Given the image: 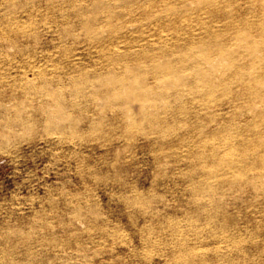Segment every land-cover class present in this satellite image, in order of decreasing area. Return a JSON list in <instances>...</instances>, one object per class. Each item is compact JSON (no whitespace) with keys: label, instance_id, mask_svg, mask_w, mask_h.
I'll use <instances>...</instances> for the list:
<instances>
[{"label":"rangeland","instance_id":"obj_1","mask_svg":"<svg viewBox=\"0 0 264 264\" xmlns=\"http://www.w3.org/2000/svg\"><path fill=\"white\" fill-rule=\"evenodd\" d=\"M151 1L153 2L147 3ZM166 1L169 0H106V2L104 0H95V2L92 0H0V27L8 29L11 26L16 31L13 33V46H0V55L4 54L0 56V79L4 78L0 83L7 84L6 87L12 85L14 88V90L12 87L7 88L5 120L14 123L15 134L12 133L9 137H4L8 140L0 138V249L4 245L1 250L10 249L9 254L12 253L6 264H10V262L13 264L12 258H17V256L22 257L21 264L26 263V260H28L26 264L29 262L32 264H264V175L262 173L264 167V116H256L258 113H264V104L253 103L251 110L249 109L250 105L246 103L250 100L248 94H245L248 99L243 95V98L236 97L237 92H243L244 86L236 80L235 65L227 57L225 58L228 60L224 61V57H221L217 52V47H214L218 44H215L216 42L223 40L222 43L219 42V45L223 44L222 46L227 49L234 48L236 45L234 43H237L243 56L238 61L248 64L250 60H248L247 52H256L254 56L256 55L255 57L260 59V56L264 55V48L261 47L264 46V30L255 22L262 19L264 21V15L261 13L264 12V0H217V5L220 8L217 5L215 8L211 7L204 1L201 5L200 0H170L168 3ZM191 2L194 3L191 4ZM96 3H100L99 6ZM145 4L149 8L151 7L150 10ZM161 4L166 6H161ZM177 5L179 6L178 10L176 9ZM182 5L183 7H181ZM105 6L108 8L107 10ZM144 6L146 7L144 8ZM95 7H100L104 13L99 10L100 8L94 10L97 11L96 13L92 11ZM153 7H157L156 10ZM169 8L176 15L180 14L179 17L177 16L180 20L174 17V12L171 14ZM86 14H89L88 18ZM94 14L95 16H90ZM239 16L241 17L239 18ZM170 19L172 20L171 24ZM247 21L252 23H250L251 27ZM88 24H92L90 28L94 25L93 31L88 28ZM98 24L100 29L96 31L95 29L99 28ZM234 27H238L236 28L238 32L233 29ZM255 27L258 28L257 31ZM3 28H0V31ZM30 30L34 33L31 34ZM233 30L237 36H241L244 32L241 37H238L241 39L235 37L234 33L233 36L231 35ZM239 30L243 32L240 33ZM246 32L248 33L246 34L247 38H245ZM212 34L216 35L210 36ZM202 37H207L208 40ZM194 39H198L197 42L195 41L198 43L197 45L202 40L205 41L204 43L209 46L205 44V46L201 44L200 46L202 50L206 48L208 50L203 51L204 53L201 52L199 46L193 45L196 44L193 42ZM252 39H256L260 44L256 46V49H250V51L247 49V44ZM244 40H247L246 43H243ZM14 42L16 43L13 44ZM228 42L231 43V46ZM172 44L173 46H170ZM191 45L194 46V50ZM209 48L213 49L211 53ZM146 51L147 53H145ZM198 51L201 52L200 54H211L215 59L217 58L219 63L215 62V66L220 70L226 72L227 69H232H229L232 74L227 70L228 77H224V75L227 76L226 74L221 76L227 82L231 80L230 83L228 82L231 86L227 84L232 89L229 88L226 95L219 90L216 91L215 103L208 106L202 103L204 101L200 100L201 97L198 94L193 95L196 93L195 91L190 92L191 86L181 83L183 82L181 79L184 77L181 69L192 60L201 59ZM13 53L17 54L13 55ZM142 53L148 55L145 56ZM171 54L177 55L179 58ZM19 57L23 59L20 61ZM11 59L13 60L11 61ZM144 60L147 62L150 60V63ZM168 62L171 64V70L164 68ZM226 62H228L227 66ZM154 63H162L161 71L152 69ZM30 64L37 70L33 74L31 68L28 69ZM178 65L180 68L176 67ZM51 66L52 68H50ZM206 68L211 69V66ZM27 70L28 76L23 73ZM148 70L150 71L148 72ZM40 71L42 73L52 72L56 76V86L54 87L56 100L52 108L45 107L36 99L38 96L33 92L34 89L27 92L24 88L26 84H31L34 88L40 86L39 78L36 75L37 72L41 73ZM4 75L8 77L5 78ZM177 75L182 76L177 77ZM232 75L233 77H230ZM118 76L119 78H116ZM160 76L164 77L166 83ZM109 79L111 80L109 81ZM123 80L125 81L123 82ZM134 80H139L140 83L134 85L135 83L131 82ZM104 81L106 85L103 84ZM232 82L233 84H231ZM107 83L111 86L108 87ZM129 86L132 91L128 89ZM135 87L137 90L133 89ZM261 89L264 91V85L261 86ZM133 90L137 91V94L133 93ZM140 92L145 97L149 96L147 99L150 100V106H146L150 118L147 119L141 118L140 95L142 96V94ZM167 93H170L169 96ZM181 93L187 96L181 97ZM18 94L21 96L18 97ZM29 95H33V97ZM179 96L182 100L179 99ZM94 97L96 98L94 99ZM27 102L28 104H25ZM180 102L185 107H183L184 109ZM241 103L240 107L242 108H239ZM26 105L28 108H25ZM244 107L247 108V113ZM153 114H157L161 120L163 119L161 123H158L159 125L157 122L152 125ZM243 114L245 115L243 116ZM49 118L52 121L49 122ZM253 118L255 124L251 123L254 121ZM23 119L25 120L23 121ZM256 120H258L257 123ZM130 121H135L137 126L127 128ZM17 122L20 124L22 122V124L19 125ZM24 122L26 124H23ZM41 123L43 126L40 125ZM162 123L166 126L160 129L159 127H163ZM139 125L141 126L139 127ZM222 126H227L226 129L230 132L228 135L230 134L232 137L231 141L229 140L231 143L223 145L221 136L218 138L219 135L214 139L209 137L212 141L204 142L213 130L222 129ZM60 127L64 129H60ZM244 128L250 129V132L247 130L249 134L242 132V130L246 132ZM226 132L225 135H227ZM240 133L243 134L240 135ZM242 140L247 142L243 143ZM2 141L4 144L1 143ZM233 142L237 147L234 156L237 154L240 157L242 154L246 158L248 157L247 160L250 162L248 169L247 167H238L239 179H234L230 175L231 172L226 173L225 168L214 164L215 157L211 156L213 145L221 146L220 150L225 151L224 148ZM220 150L219 152H221ZM205 163L206 165H204ZM213 165L217 167L214 168ZM205 168L207 169L205 170ZM215 169L216 171H212ZM241 169L245 171L241 172ZM214 172L217 173L214 174ZM240 180L241 182H239ZM260 217L261 219H259ZM8 232L11 233V241L3 244L1 237L3 233ZM0 253V257L3 256L2 252Z\"/></svg>","mask_w":264,"mask_h":264},{"label":"bare ground","instance_id":"obj_2","mask_svg":"<svg viewBox=\"0 0 264 264\" xmlns=\"http://www.w3.org/2000/svg\"><path fill=\"white\" fill-rule=\"evenodd\" d=\"M92 1H94L95 2V0H92ZM105 2H106V0H104ZM162 1V0H161ZM170 1V0H169ZM168 1V2H169ZM182 1V0H181ZM188 1V0H187ZM201 1V2H200ZM199 1V3H201V5H202V2L204 1V3H209L210 5H211V7H213L214 6V8L216 7V5H217V0H200ZM246 1V0H245ZM10 2V1H9ZM48 2V1H47ZM153 1H151V2H147V3H152ZM167 2V1H166ZM167 2V3H168ZM195 2H197V1H195ZM257 2V1H256ZM261 2V1H260ZM183 3H184V1H183ZM192 3H194V2H191V4ZM224 3V2H223ZM246 3V2H245ZM45 4V3H44ZM63 4V3H62ZM97 4V3H96ZM100 4V3H99ZM99 4H97L98 6H99ZM105 4V3H104ZM103 4V5H104ZM176 4H177V2H176ZM179 4V3H178ZM182 4V3H181ZM197 4H198V2H197ZM261 4V3H260ZM4 5V4H3ZM29 5V4H28ZM37 5V4H36ZM36 5H34V6H36ZM43 5V4H42ZM46 5V4H45ZM66 5V4H65ZM65 5H63V6H65ZM96 5V6H97ZM145 5H147V4H145ZM151 5H153L154 6V4H151ZM163 4H161V6H162ZM184 5H185V3H184ZM194 5V4H193ZM198 5H200V4H198ZM200 5V6H201ZM246 5V4H245ZM22 6V5H21ZM25 6V5H24ZM60 6H61V4H60ZM83 6V5H82ZM88 6H90V5H88ZM132 6V5H131ZM163 6H166V5H163ZM186 6V5H185ZM218 6V5H217ZM237 6V5H236ZM3 7V6H2ZM38 7V6H37ZM56 7V6H55ZM62 7V6H61ZM66 8H67V6H65ZM106 7V6H105ZM104 7V8H105ZM133 7V6H132ZM146 6H144V8H145ZM177 7L179 8V6L177 5L176 6V9H177ZM181 7H183V5L181 6ZM181 7H180V9H181ZM191 7V6H190ZM208 7V6H207ZM252 7V6H251ZM258 7V6H257ZM20 8V7H19ZM42 8V7H41ZM49 8V7H48ZM98 9L100 8V7H97ZM96 7H95V9H93L92 11H94V10H96L97 9ZM103 8V7H102ZM116 8V7H115ZM147 8H149L148 7V5H147ZM151 8V7H150ZM150 8H149V10H150ZM155 10H156V8L155 7H153ZM159 8V7H158ZM164 8V7H163ZM202 8V7H201ZM200 8V9H201ZM210 8V7H209ZM218 8H220L219 6H218ZM5 9V8H4ZM21 9V8H20ZM30 9V8H29ZM108 8L106 7V10H107ZM161 9V8H160ZM165 9V8H164ZM170 9V8H169ZM186 9V8H185ZM188 9V8H187ZM192 9V8H191ZM195 9V8H194ZM206 9V8H205ZM208 9V8H207ZM243 9V8H242ZM257 9V8H256ZM57 10V9H56ZM100 11H101V8L99 9ZM147 10V9H146ZM148 10V11H149ZM172 10H174L173 8H172ZM178 10V9H177ZM177 10H175V11H177ZM209 10V9H208ZM212 10V9H211ZM8 11H10V10H8ZM13 11V10H12ZM46 11H47V9H46ZM60 11V10H59ZM99 11V12H100ZM170 11H171V9H170ZM183 12H185V10H182ZM233 11V10H232ZM32 12H33V10H32ZM95 13L97 12V11H94ZM102 12V11H101ZM174 12V11H173ZM172 11H171V14L173 13ZM181 12V11H180ZM182 12V13H183ZM230 12V11H229ZM10 13V12H9ZM44 13V12H43ZM86 13V12H85ZM91 13V12H90ZM102 13H104V12H102ZM108 13H109V11H108ZM146 13V12H145ZM150 13V12H149ZM149 13H148V15H149ZM152 13V12H151ZM175 13V12H174ZM173 13V14H174ZM178 13V12H177ZM192 13V12H191ZM202 13V12H201ZM206 13V12H205ZM212 13V12H211ZM259 13V12H258ZM263 15H264V12H261ZM11 14V13H10ZM9 14V15H10ZM17 14V13H16ZM30 14V13H29ZM54 14V13H53ZM84 14V13H83ZM147 14V13H146ZM153 14V13H152ZM169 14V13H168ZM184 14H187V13H184ZM206 14H208V13H206ZM223 14V13H222ZM226 14H227V12H226ZM262 14H261V16H262ZM9 15H7V16H9ZM46 15V14H45ZM81 15V14H80ZM89 15V14H88ZM87 14H86V17L88 18L89 16H88ZM147 15V16H148ZM159 15V14H158ZM180 15V14H179ZM179 15L177 14L176 15V13L174 14V17L176 18L177 16L179 17ZM200 15V14H199ZM209 15V14H208ZM230 15V14H229ZM258 16H260L259 14H257ZM11 16V15H10ZM22 16V15H21ZM75 16V15H74ZM91 17L92 16H95V14L94 15H90ZM157 16V15H156ZM173 16V15H172ZM244 16V15H243ZM256 16V15H255ZM2 17V16H1ZM15 17V16H14ZM31 17V16H30ZM36 17V16H35ZM38 17V16H37ZM61 17V16H60ZM103 17V16H102ZM116 17V16H115ZM137 17V16H136ZM161 17V16H160ZM177 17V20L179 19ZM181 18L183 17V16H180ZM202 17V16H201ZM216 17V16H215ZM241 16H239V18H240ZM257 17V16H256ZM264 17V16H263ZM3 18H5L4 16H3ZM18 18V17H17ZM69 18V17H68ZM87 18L85 19V20H87ZM95 18V17H94ZM93 18V19H94ZM106 18H107V16H106ZM157 18V17H156ZM167 18H169V16H167ZM173 18V17H172ZM171 18V19H172ZM187 18V17H186ZM208 18V17H207ZM221 18V17H220ZM225 18V17H224ZM11 19V18H10ZM13 19V18H12ZM107 19H109V18H107ZM106 19V20H107ZM142 19V18H141ZM170 19V20H171ZM192 19V18H191ZM226 19H228V18H226ZM237 19V18H236ZM258 19H259V17H258ZM4 20V19H3ZM17 21H18V19H16ZM32 20V19H31ZM70 20V19H69ZM110 20V19H109ZM109 20H107V22H109ZM176 20V19H175ZM180 20V19H179ZM188 20V19H187ZM206 20V19H205ZM230 20V19H229ZM254 20V19H253ZM253 20H252V22H253ZM263 20V19H262ZM262 20H258V21H256L255 22V24H257L261 29H263L264 30V21H262ZM27 21V20H26ZM62 21V20H61ZM96 21H97V19H96ZM104 21V20H103ZM115 21V20H114ZM169 21V20H168ZM214 21V20H213ZM217 21V20H216ZM6 22H7V20H6ZM22 22V21H21ZM20 22V23H21ZM47 22V21H46ZM63 22V21H62ZM87 23L89 22L88 20L86 21ZM85 22V23H86ZM160 22V21H159ZM170 22V24H171V22H172V20L171 21H169ZM205 22V21H204ZM2 23V22H1ZM40 23V22H39ZM209 23V22H208ZM244 23L246 24V22L244 21ZM247 23H248V25L250 26L252 23L251 22H249V21H247ZM251 23V24H250ZM254 23V22H253ZM3 24V23H2ZM13 24H16V23H13ZM18 24V23H17ZM33 24V23H32ZM93 24V23H92ZM91 24V25H92ZM101 24V23H100ZM103 24V23H102ZM113 24V23H112ZM137 24V23H136ZM160 24V23H159ZM158 24V25H159ZM214 24V23H213ZM232 24H233V20H232ZM236 24H237V22H236ZM6 25V24H5ZM5 25H3V26H5ZM56 25V24H55ZM89 25V27L88 28H90L91 27V25L90 24H88ZM87 25V26H88ZM144 25H145V23H144ZM164 25V24H163ZM166 25V24H165ZM205 25V24H204ZM226 25V24H225ZM224 25V26H225ZM228 25V24H227ZM230 25V24H229ZM247 25V24H246ZM9 26V25H8ZM15 26V25H14ZM29 26H30V24H29ZM45 26V25H44ZM63 26V25H62ZM139 26H140V24H139ZM143 26V25H142ZM147 26V25H146ZM153 26V25H152ZM167 26H168V24H167ZM188 26V25H187ZM186 26V27H187ZM199 26V25H198ZM241 27L242 26H244V25H240ZM28 27V26H27ZM26 27V28H27ZM97 27V26H96ZM95 27V28H96ZM98 27H99V24H98ZM174 27V26H173ZM190 27V26H189ZM214 27V26H213ZM251 27V26H250ZM0 28H3L2 26L0 27ZM22 28H24V27H22ZM31 28V27H30ZM33 28H34V26H33ZM37 27L35 26V29H36ZM70 28V27H69ZM68 28V29H69ZM74 28V27H73ZM92 28H94V25H93V27ZM92 28H90L91 30H92ZM191 28H193V27H191ZM202 28V27H201ZM206 28H208V27H206ZM218 28V27H217ZM222 28V27H221ZM232 28V27H231ZM230 28V29H231ZM236 28H238V27H234L233 29H235L236 30ZM244 28V27H243ZM256 28V27H255ZM254 28V29H255ZM100 29V27L98 28V29H95L96 31L97 30H99ZM169 29V28H168ZM253 29V30H254ZM257 29L258 28H256V31H257ZM18 30H20V29H18ZM32 30V29H31ZM29 31V32H31V34H32V32L33 31ZM34 30V29H33ZM37 30V29H36ZM154 30V29H153ZM204 30V29H203ZM207 30V29H206ZM227 30V29H226ZM226 30H225V32H226ZM229 30V29H228ZM235 30H233V32H232V36L235 34V37H241L243 34H244V32L242 33L240 30V33H242L241 34V36H237L236 34L237 33H234V31ZM249 30H252V29H250L249 28ZM263 30H261V32L263 33ZM78 31V30H77ZM93 31V30H92ZM111 31H113V30H111ZM168 31V30H167ZM211 31V30H210ZM222 31V30H221ZM237 31V30H236ZM245 31V30H244ZM255 31V30H254ZM260 31V30H259ZM14 32H16L15 31V29H14V27H11L10 26V28H8V29H4L3 28V30H1L0 31V46H11L12 45V39H13V33ZM25 32V31H24ZM56 32V31H55ZM58 32V31H57ZM79 32V31H78ZM95 32V31H94ZM127 32V31H126ZM200 32V31H199ZM224 32V33H225ZM238 32V31H237ZM252 32V31H251ZM28 33V32H27ZM34 33V32H33ZM44 33V32H43ZM42 33V34H43ZM52 33H54V32H52ZM75 33V32H74ZM77 33V32H76ZM112 33V32H111ZM132 33H134V32H132ZM166 33V32H165ZM175 33V32H174ZM191 33V32H190ZM205 33V32H204ZM210 33V32H209ZM223 33V34H224ZM234 33V34H233ZM18 34V33H17ZM93 34V33H92ZM140 34H142V33H140ZM218 34V33H217ZM246 34H248L247 32L245 33V35ZM257 34V33H256ZM261 34V33H260ZM16 35V34H15ZM23 35V34H22ZM25 35V34H24ZM26 35H28V34H26ZM88 35V34H87ZM110 35V34H109ZM143 35V34H142ZM153 35V34H152ZM193 35V34H192ZM198 35V34H197ZM209 35V34H208ZM214 35H216V34H212V35H210V36H214ZM262 35V34H261ZM56 36V35H55ZM177 36V35H176ZM195 36V35H194ZM218 36V35H217ZM225 36V35H224ZM227 36V35H226ZM256 36V35H255ZM257 36H259L258 34H257ZM263 36H264V34H263ZM17 37V36H16ZM32 37V36H31ZM108 37V36H107ZM218 37H221L220 35L218 36ZM217 37V38H218ZM223 37V36H222ZM230 37V36H229ZM234 37V38H235ZM248 37V35H246L245 36V38H247ZM22 38V37H21ZM24 38V37H23ZM33 38H35V37H33ZM59 38H60V36H59ZM106 38V37H105ZM140 38H142V37H140ZM176 38V37H175ZM179 38V37H178ZM202 38H204V37H202ZM210 38H214V37H210ZM226 38V37H225ZM228 38V37H227ZM233 38V39H234ZM236 38V39H237ZM250 38H251V36H250ZM253 38V37H252ZM14 39H16L15 37H14ZM30 39H32V38H30ZM119 39V38H118ZM136 39V38H135ZM196 39V38H195ZM194 39V41L193 42H197V40H195ZM204 39H207V37L206 38H204ZM216 39V38H215ZM222 40H223V38H221ZM220 39V40H221ZM229 39V38H228ZM238 39H241V38H238ZM244 39V38H243ZM242 39V40H243ZM254 39V38H253ZM251 40V41H249L248 42V44H247V49L248 50H250V49H253L254 50V48L256 49V46H259V44H260V42H258L256 39V41L255 40ZM46 40V39H45ZM49 40V39H48ZM88 40V39H87ZM107 40V39H106ZM109 40H111V39H109ZM129 40V39H128ZM132 40V39H131ZM171 40V39H170ZM190 40V39H189ZM200 40H202V39H200ZM208 40V39H207ZM209 40H211V39H209ZM218 40V39H217ZM225 40H227V39H225ZM259 40V39H258ZM15 41V40H14ZM23 41H26V40H23ZM36 40L34 39V42H35ZM55 41V40H54ZM97 41V40H96ZM99 41V40H98ZM112 41V40H111ZM117 41V40H116ZM137 41V40H136ZM191 41V42H192ZM224 41V40H223ZM222 41V42H223ZM240 41V40H239ZM247 41V40H246ZM246 41L244 40V42L243 43H246ZM264 41V40H263ZM17 42V41H16ZM16 42H14L13 44H15ZM20 42V41H19ZM47 42V41H46ZM66 42V41H65ZM94 42V41H93ZM113 42V41H112ZM123 42V41H122ZM130 42V41H129ZM150 42V41H149ZM190 42V41H189ZM195 42V43H196ZM205 41H201L200 43H199V45H197L198 43H196V44H193V45H197V46H199L200 47V49L202 48L201 46H200V44L203 46L205 43H204ZM219 42H221V41H219ZM219 42H216L215 44H217V45H214V43H213V45H214V47L216 46L217 48V52L221 55V57H224V61H225V57H227L229 60H231L232 61V63H234V65H235V68H234V75H235V77H236V80L238 81V82H240L244 87V90H242L243 92H241V91H239V92H237L236 93V97H242V95L243 96H245V94H248V96H249V101H247L246 103L248 104V105H250L249 107V109H251L252 108V104L253 103H262V104H264V91L261 89V86L262 85H264V55L263 56H260L261 58L259 59L258 57H255L254 56V53H256V52H252L253 53V55H252V53L251 52H247L246 54H247V56H248V60H250V62L248 63V64H246L244 61H238L239 60V58L242 56V54H241V50L238 48V46H239V44L237 45V43H234V44H236V45H234L235 47L234 48H232V49H227L226 47H223L222 45H219ZM221 42V43H222ZM231 42V41H230ZM240 42H242V41H240ZM96 43H98V42H96ZM187 43V42H186ZM207 43V42H206ZM229 43V42H228ZM227 43V44H228ZM232 43V42H231ZM231 43H229V45L231 46ZM20 44V43H19ZM42 44V43H41ZM60 44V43H59ZM80 44V43H79ZM112 44V43H111ZM145 44V43H144ZM188 44V43H187ZM186 44V45H187ZM208 44V43H207ZM212 44V43H211ZM210 44V46H212ZM17 45V44H16ZM22 45V44H21ZM21 45H19V46H21ZM63 45V44H62ZM67 45V44H66ZM96 46H97V44H95ZM155 45V44H154ZM163 45V44H162ZM189 45V44H188ZM187 45V46H188ZM206 45V44H205ZM204 45V46H205ZM226 45V44H225ZM13 46V45H12ZM70 46V45H69ZM84 46V45H83ZM95 46V47H96ZM136 46V45H135ZM141 46V45H140ZM170 46H173V44L172 45H170ZM192 46V45H191ZM190 46V47H191ZM206 46H209V45H206ZM241 46V45H240ZM261 46V45H260ZM22 47V46H21ZM28 47V46H27ZM67 47V46H66ZM124 47V46H123ZM122 47V48H123ZM137 47V46H136ZM161 47V46H160ZM184 47V46H183ZM186 47V46H185ZM193 47V50H194V46H192ZM261 47H263L264 48V46L262 45ZM260 47V48H261ZM11 48V47H10ZM18 48V47H17ZM58 48V47H57ZM71 48V47H70ZM76 48V47H75ZM81 48V47H80ZM88 48V47H87ZM115 48H116V46H115ZM158 48V47H157ZM163 48V47H162ZM189 48V47H188ZM187 48V49H188ZM205 48V47H204ZM203 48V49H204ZM243 49H244V47H242ZM3 49V48H2ZM37 49V48H36ZM68 49V48H67ZM111 49V48H110ZM144 49V48H143ZM159 49V48H158ZM189 49H191V48H189ZM195 49H197V48H195ZM199 49V50H200ZM207 49V48H206ZM206 49H204V50H202L201 52H206L205 50ZM262 49V48H261ZM261 49H257L258 51L259 50H261ZM19 50V49H18ZM22 50V49H21ZM57 50V49H56ZM55 50V51H56ZM73 50V49H72ZM76 50V49H75ZM167 50V49H166ZM192 50V51H193ZM208 50V49H207ZM211 50V51H210ZM212 50L213 49H211V48H209V52L211 53L212 52ZM214 50V53L216 52ZM263 50V49H262ZM6 51V50H5ZM5 51H2V52H5ZM9 51V50H8ZM7 51V52H8ZM157 51H159V50H157ZM162 51H165V50H163L162 49ZM174 51V50H173ZM191 51V50H190ZM247 51V50H246ZM251 51V50H250ZM257 51V52H258ZM16 52H18V51H16ZM21 52V51H20ZM69 52V51H68ZM121 52V51H120ZM175 52V51H174ZM174 52H172L171 51V53H174ZM186 52L188 53V51L186 50ZM194 52V51H193ZM200 52V53H201ZM203 52V53H204ZM261 52H263V51H261ZM10 53V52H9ZM19 53V52H18ZM28 53V52H27ZM85 53V52H84ZM87 53V52H86ZM85 53V54H86ZM136 53H137V51H136ZM145 53H147V51L145 52ZM164 53V52H163ZM176 53V52H175ZM174 53V54H175ZM192 53V52H191ZM190 53V54H191ZM196 53V52H195ZM197 53H199V51L197 52ZM199 53V54H200ZM12 54V53H11ZM17 54V53H16ZM16 54H14L13 53V55H16ZM41 54V53H40ZM61 54V53H60ZM63 54H64V52H63ZM141 54V53H140ZM142 54H144V53H142ZM148 54H149V52H148ZM147 54V55H148ZM159 54V53H158ZM193 54V53H192ZM213 54V53H212ZM243 54H245V53H243ZM260 54V53H259ZM263 54V53H262ZM2 55V54H1ZM0 55V56H1ZM4 55V54H3ZM2 55V56H3ZM21 55V54H20ZM24 55V54H23ZM106 55H108V54H106ZM139 55V54H138ZM137 55V56H138ZM145 55V54H144ZM142 55V57H145V56H147V55ZM171 55H173V54H171ZM171 55H170V57H171ZM189 55V54H188ZM201 55V59L199 60V59H197V60H195L194 59V57H196V56H194V54H193V59L195 60V61H191L189 64H187V66H186V64H185V66L183 67V69H181L182 70V73H183V75H184V77H182L183 79H181V80H183V82H181L183 85H187V86H191L190 88H191V91L190 92H192V91H195L196 93H193V95L194 94H198V96L199 97H201L200 98V100L201 99H203L202 101H204V102H202V103H204L205 105H209V104H214L215 103V98H214V96H215V92L216 91H221V93L223 92L225 95L229 92V88L230 87H228L230 84V81H228L227 82V80L225 79V78H221V76L223 75V74H226V72H227V70L229 71V73H231L232 74V72H230V70L229 69H231V68H229V69H227L226 70V72H224V70H220V68H218L217 66H215V62H218L219 60L216 58L215 59V57L212 55L211 56V54H207V55H205V54H200ZM200 55H198V56H200ZM215 55V54H214ZM7 56V55H6ZM62 56V55H61ZM100 56V55H99ZM173 56H177V55H173ZM258 56V55H257ZM11 57V56H10ZM10 57H8V58H10ZM13 57V56H12ZM14 57H16V56H14ZM28 57V56H27ZM36 57V56H35ZM141 57V58H142ZM149 57H150V54H149ZM178 57V56H177ZM34 58V57H33ZM67 58V57H66ZM74 58V57H73ZM133 58H134V56H133ZM148 58V57H147ZM156 58V57H155ZM179 58V57H178ZM197 58V57H196ZM242 58H243V56H242ZM5 59V58H4ZM15 59V58H14ZM18 59V58H17ZM19 59H20V61L23 59L22 57L20 58L19 57ZM18 59V60H19ZM25 59V58H24ZM52 59V58H51ZM78 59V58H77ZM100 59V58H99ZM112 59V58H111ZM124 59V58H123ZM139 59V58H138ZM169 59V58H168ZM167 59V60H168ZM187 59V58H186ZM185 59V60H186ZM222 59V58H221ZM228 59H226V60H228ZM262 59V60H261ZM6 60H7V58H6ZM13 59H11V61H12ZM17 60V61H18ZM26 60V59H25ZM30 60V59H29ZM109 60V59H108ZM142 60V59H141ZM150 60H151V58H150ZM149 60V61H150ZM180 60V59H179ZM217 60V61H216ZM243 60V59H242ZM248 60H245V61H247L248 62ZM19 61V62H20ZM82 61V60H81ZM123 61V60H122ZM130 61V60H129ZM137 61V60H136ZM139 61V60H138ZM145 62H147L146 60H144ZM148 61V62H149ZM176 61V63L178 62L177 60H175ZM174 61V62H175ZM3 62V61H2ZM15 62V61H14ZM29 62V61H28ZM32 62H33V60H32ZM142 62V61H141ZM147 62V63H148ZM159 62H161V61H159ZM167 62V61H166ZM221 62H222V60H221ZM18 63V62H17ZM30 63V62H29ZM86 63V62H85ZM88 63V62H87ZM102 63V62H101ZM150 63V62H149ZM164 63V62H163ZM219 63V62H218ZM222 63H224V62H222ZM227 63L228 62H226L225 64H226V66H227ZM230 63V62H229ZM232 63H231V65H232ZM11 64V63H10ZM19 64V63H18ZM23 64V63H22ZM43 64V63H42ZM45 64V63H44ZM76 64V63H75ZM74 64V65H75ZM91 64V63H90ZM116 64V63H115ZM118 64V63H117ZM162 64V63H161ZM161 64H157V63H154L153 64V67L154 68H152V69H156V71H161L160 70V65ZM177 64H179V63H177ZM217 64V63H216ZM224 64V65H225ZM21 65V64H20ZM34 65V64H33ZM60 65H62V64H60ZM86 65V64H85ZM98 65V64H97ZM103 65V64H102ZM143 65V64H142ZM145 65V64H144ZM173 65V64H172ZM184 65V64H183ZM23 66V65H22ZM76 66V65H75ZM139 66V65H138ZM152 66V65H151ZM162 66V65H161ZM165 67V69H167V70H171V64L168 62V63H166L165 65H164ZM174 66V65H173ZM207 66H211V69H208V68H206ZM233 66V65H232ZM24 67V66H23ZM29 67L31 68L30 70H31V72H32V74L33 73H35L34 71L36 70V68H35V66H31V64H30V66H28V69H29ZM37 67V66H36ZM79 67H81V66H79ZM95 67V66H94ZM97 67V66H96ZM141 67V66H140ZM144 67V66H143ZM147 67V66H146ZM176 67H179V65L178 66H176ZM176 67H175V69H176ZM225 67V66H224ZM223 67V68H224ZM25 68V67H24ZM45 68V67H44ZM50 68H52V66L50 67ZM84 68V67H83ZM98 68V67H97ZM100 68V67H99ZM104 68V67H103ZM120 68V67H119ZM131 68H132V66H131ZM134 68V67H133ZM137 68H139V67H137ZM149 68V67H148ZM180 68V67H179ZM182 68V67H181ZM27 69V68H26ZM82 69V68H81ZM121 69V68H120ZM144 69V68H143ZM142 69V70H143ZM151 69V68H150ZM25 70V69H24ZM40 70V68L38 69V71ZM43 70V69H42ZM51 70V69H50ZM78 70V69H77ZM80 70V69H79ZM139 70V69H138ZM147 70V69H146ZM180 70V69H179ZM232 70V69H231ZM37 71V70H36ZM150 70H148V72H149ZM155 71V70H154ZM154 71H151V72H154ZM27 72H28V70L27 71H24L23 73L24 74H26L27 75ZM41 73H39L38 74V72H37V76H38V78H39V81H40V86H38L37 88H34V87H32L31 86V84H26L25 85V90L27 91V92H29V91H32V89H34L33 90V92L38 96L36 99H38L45 107H48V106H50L51 108L54 106V101L56 100V95H55V93H54V87L56 86V80H55V77L56 76H54V74L52 73V72H43L42 73V71H40ZM71 72V71H70ZM145 73H146V71H144ZM175 72V71H174ZM176 72H178V71H176ZM30 73V72H29ZM45 73V74H44ZM56 73V72H55ZM167 73V72H166ZM179 73H181V72H179ZM1 74V73H0ZM5 74V73H4ZM9 74V73H8ZM18 74V73H17ZM23 74V75H24ZM76 74H77V72H76ZM131 74H132V72H131ZM156 74H157V72H156ZM169 74H170V71H169ZM172 74V73H171ZM75 75V74H74ZM85 75V74H84ZM151 75H152V73H151ZM167 75V74H166ZM179 75V74H178ZM177 75V77H180V76H182V75H180V76H178ZM227 75V74H226ZM2 76V75H1ZM5 76V78H6V76L7 75H4ZM10 76V75H9ZM28 76V75H27ZM26 76V77H27ZM32 76H35V75H32ZM67 76V75H66ZM120 77H121V75H119ZM119 76L118 77H116V78H119ZM123 76V75H122ZM149 76V75H148ZM152 76H154V75H152ZM8 77V76H7ZM11 77V76H10ZM24 77V76H23ZM143 77V76H142ZM159 77V76H158ZM160 77H162V76H160ZM169 77H170V75H169ZM224 77H228V75L227 76H225L224 75ZM230 77H233V75L232 76H230ZM3 78V77H2ZM1 78V79H2ZM15 78V77H14ZM19 78V77H18ZM17 78V79H18ZM25 78V77H24ZM23 78V79H24ZM29 78V77H28ZM60 78V77H59ZM87 78V77H86ZM125 78V77H124ZM168 78V77H167ZM174 78H176V77H174ZM1 79H0V81H1ZM4 79V78H3ZM8 79V78H7ZM13 79V78H12ZM23 79H20V80H23ZM27 79V78H26ZM108 79V78H107ZM127 79V78H126ZM155 79V78H154ZM162 79H164V77H162ZM161 79V80H162ZM229 79V78H228ZM9 80H11V79H9ZM13 80H16V79H13ZM28 80V79H27ZM93 80V79H92ZM111 79H109V81H110ZM152 80V79H151ZM233 80V79H232ZM6 81V80H5ZM4 81V82H5ZM29 81H31V79H29ZM82 81H83V79H82ZM90 81V80H89ZM94 81H95V79H94ZM106 81V80H105ZM105 81L103 82V84H105L106 85V83H105ZM108 81V80H107ZM119 81H121V80H119ZM119 81H118V84H119ZM125 80H123V82H124ZM144 81V80H143ZM156 81V80H155ZM154 81V82H155ZM13 82V81H12ZM12 82H10V83H12ZM16 82H18V81H16ZM61 82V81H60ZM68 82V81H67ZM79 82V81H78ZM114 82V81H113ZM128 82V81H127ZM132 82V84H134V85H138L139 83H140V81L139 80H134V81H131ZM134 82V83H133ZM152 82V81H151ZM162 82V81H161ZM6 83H9V82H6ZM20 83V82H19ZM24 83V82H23ZM93 83V82H92ZM126 83V82H125ZM141 83H142V78H141ZM144 83V82H143ZM158 83V82H157ZM164 83H166L165 82V79H164ZM169 83V82H168ZM181 83H178V84H181ZM229 85H228V84ZM15 84V83H14ZM13 84V86H15ZM18 84V83H17ZM17 84H16V87H17ZM36 84V83H35ZM37 84H38V82H37ZM36 84V85H37ZM118 84H117V88H118ZM154 85H156L155 83H153ZM172 84V83H171ZM177 84V83H176ZM231 84H233V82L231 83ZM7 85V84H6ZM6 85L4 84V83H0V138L2 137V139H4V137L5 136H8L9 137V135H12V133L13 134H15L14 133V131H15V126H14V123L12 124V123H10V122H8V121H6L5 119H6V92H7V88H11L12 87V85L10 86V87H6ZM10 85V84H9ZM8 85V86H9ZM35 85V86H36ZM72 85V84H71ZM107 85H108V87L109 86H111L110 84H108L107 83ZM147 85V84H146ZM149 85V84H148ZM161 85V84H160ZM166 85V84H165ZM63 86V85H62ZM66 86V85H65ZM64 86V87H65ZM78 86H80L79 84H78ZM116 86V85H115ZM114 86V88H116ZM128 86V85H127ZM133 86V85H132ZM153 86V85H152ZM179 86V85H178ZM231 86V85H230ZM233 86V85H232ZM22 87V86H21ZM69 87H71V86H69ZM98 87V86H97ZM101 87V86H100ZM107 89H108V87L107 86H105ZM143 87V86H142ZM149 88H150V86H148ZM154 87V86H153ZM23 88V87H22ZM105 88V89H106ZM112 88H113V86H112ZM127 88V87H126ZM132 88V87H131ZM141 88V87H140ZM165 88V87H164ZM12 89L14 90V88L12 87ZM18 89V88H17ZM19 89H20V86H19ZM130 91H132L131 89H130V86H129V88H128ZM134 90H137V88L135 87V88H133ZM142 89V88H141ZM141 89H140V91H141ZM151 89V88H150ZM168 89V88H167ZM176 89H178V88H176ZM230 89H232V88H230ZM9 90V89H8ZM25 90H23V91H25ZM70 90V89H69ZM117 90V89H116ZM134 90H133V93H136V92H134ZM147 90V89H146ZM155 90V89H154ZM179 90H181V89H179ZM85 91V90H84ZM139 91V90H138ZM150 91V90H149ZM153 91V90H152ZM162 91H164V90H162ZM175 91H177V90H175ZM175 91H171V92H175ZM182 91V90H181ZM26 92V93H27ZM103 92V91H102ZM141 92H143V91H141ZM140 92V93H141ZM146 92V91H145ZM158 92V91H157ZM156 92V93H157ZM13 93V92H12ZM89 93V92H88ZM113 93V92H112ZM117 93V92H116ZM116 93H114L115 95H116ZM132 92H131V95L133 94ZM140 93H138V94H140ZM148 93H150V92H148ZM166 93V92H165ZM180 93V92H179ZM187 93V92H186ZM234 93V92H233ZM92 95H93V93H91ZM137 94V93H136ZM142 94V93H141ZM170 94V93H169ZM169 94L167 93V95L169 96ZM172 94V93H171ZM182 94V96L181 97H186L185 96V94L184 93H181ZM235 94V93H234ZM14 95L16 96L17 95V92H16V94L14 93ZM19 95L20 94H18V97H19ZM119 95V94H118ZM174 95H175V93H174ZM230 95V94H229ZM11 96H13V94H11ZM21 96V95H20ZM29 96H32L33 97V95H29ZM28 96V97H29ZM136 96V95H135ZM139 96V95H138ZM148 96V95H147ZM147 96L145 97V96H143V94H142V96L140 95V101H141V111H140V114H141V118H143V119H147L148 117L150 118V116H148L149 115V112L147 111V106L146 105H149L150 104V100H148L147 99ZM151 96V95H150ZM197 96V95H196ZM223 96V95H222ZM247 96V95H246ZM245 96V97H246ZM88 97V96H87ZM126 97V96H125ZM149 97V96H148ZM160 97V96H159ZM163 97V96H162ZM165 98H166V94H165V96H164ZM163 97V98H164ZM180 96H179V99H181L182 100V98H181ZM14 98V97H13ZM17 98V97H16ZM31 98V97H30ZM96 97H94V99H95ZM99 98V97H98ZM98 98H97V100H98ZM115 98V97H114ZM164 98V99H165ZM175 98V97H174ZM174 98H172V99H174ZM229 98V97H228ZM227 98V99H228ZM231 98L233 99V97L231 96ZM243 98V97H242ZM247 98V97H246ZM245 98V99H246ZM8 99V98H7ZM12 99V98H11ZM76 99V98H75ZM78 99V98H77ZM162 99V98H161ZM176 99H177V97H176ZM194 99H196V98H194ZM193 99V100H194ZM248 99V98H247ZM31 100H32V98H31ZM131 100H133V99H131ZM192 100V101H193ZM199 100V99H198ZM241 100H244V99H241ZM38 101V102H39ZM82 101V100H81ZM100 101V100H99ZM98 101V102H99ZM102 102V101H101ZM138 102V101H137ZM154 102V101H153ZM236 102V101H235ZM238 102V101H237ZM57 103V102H56ZM105 103V102H104ZM189 103V102H188ZM220 103V102H219ZM232 103V102H231ZM230 103V104H231ZM25 104H28V102L27 103H25ZM31 104V103H30ZM168 104V103H167ZM180 104H182V102H180ZM235 104V103H234ZM238 104V103H237ZM245 104V103H244ZM243 104V105H244ZM247 104H245L246 106H247ZM220 105V104H219ZM258 105V104H257ZM23 106V105H22ZM110 106V105H109ZM112 106V105H111ZM150 106V105H149ZM148 106V107H149ZM181 106V105H180ZM194 106V105H193ZM240 106H242V103H241V105L239 104V108H242V107H240ZM55 107H57V106H55ZM105 107V106H104ZM178 107V106H177ZM182 108L184 107L183 106V104H182V106H181ZM180 107V108H181ZM220 107V106H219ZM24 108V107H23ZM25 108H28L27 107V105H26V107ZM185 108V107H184ZM183 108V109H184ZM214 108V107H213ZM245 108V110L247 109L246 107H244ZM235 109V108H234ZM249 109H248V111H249ZM17 110V109H16ZM20 110V109H19ZM23 110H26V109H23ZM28 110V109H27ZM198 110V109H197ZM204 110V109H203ZM238 110V109H237ZM252 110V109H251ZM8 111V110H7ZM13 111V110H12ZM45 111V110H44ZM107 111V110H106ZM199 111V110H198ZM213 111V110H212ZM220 111V110H219ZM242 111V110H241ZM241 111H240V113H241ZM16 112V111H15ZM14 112V113H15ZM20 112H21V110H20ZM166 112V111H165ZM164 112V113H165ZM229 112V111H228ZM236 112H238V111H236ZM245 112V111H244ZM18 113V112H17ZM132 113V112H131ZM163 113V114H164ZM169 113V112H168ZM188 113V112H187ZM197 113V112H196ZM207 113V112H206ZM246 113H247V110H246ZM43 114V113H42ZM50 114L51 115H53V113H51L50 112ZM71 114V113H70ZM152 114V113H151ZM158 114H160V113H158ZM207 114H210V113H207ZM206 114V116H208ZM238 114H239V112H238ZM154 116V119H153V121H151L153 124L152 125H154L156 122H157V124L158 123H161L162 122V120H161V118L157 115V114H153ZM189 115V114H188ZM195 115V114H194ZM214 115H215V113H214ZM222 115V114H221ZM237 115V114H236ZM242 115V114H241ZM245 114H243V116H244ZM22 116V115H21ZM21 116H19V117H21ZM24 116V115H23ZM27 116V115H26ZM25 116V117H26ZM45 116V115H44ZM90 116H92V115H90ZM129 116H130V114H129ZM129 116H127V117H129ZM180 116V115H179ZM217 116V115H216ZM242 116V117H243ZM254 116V115H253ZM256 116H264V113L262 114V113H258ZM17 117V116H16ZM24 117V118H25ZM52 117V116H51ZM69 117V116H68ZM194 117V116H193ZM70 118V117H69ZM163 118V117H162ZM186 118V117H185ZM196 118V117H195ZM255 118V117H254ZM253 118V119H254ZM15 119V118H14ZM27 119V118H26ZM46 119V118H45ZM124 119H125V116H124ZM123 119V120H124ZM181 119V118H180ZM207 119H209V118H207ZM258 119V118H257ZM260 120H262L261 118H259ZM258 119V120H259ZM25 119H23V121H24ZM28 120V119H27ZM34 120H35V118H34ZM149 120V119H148ZM170 120H172V119H170ZM192 120V119H191ZM195 120V119H194ZM212 120V119H211ZM250 120V119H249ZM258 120H256V123H257V121ZM12 121V120H11ZM40 121V120H39ZM48 121L50 122V121H52V119L51 118H49L48 119ZM144 121H146V120H144ZM180 121V120H179ZM185 121V120H184ZM13 122V121H12ZM103 122V121H102ZM115 122V121H114ZM124 122V121H123ZM149 122V121H148ZM164 122V121H163ZM202 122V121H201ZM208 122V121H207ZM226 122V121H225ZM229 122V121H228ZM239 122V121H238ZM237 122V123H238ZM245 122V121H244ZM250 122V121H249ZM248 122V123H249ZM262 122V121H261ZM18 123V122H17ZM42 123H44V122H42ZM40 124V125H42L43 126V124ZM165 123V122H164ZM168 123V122H167ZM174 123V122H173ZM248 123L246 124V127H247V125H248ZM252 124H255V119H254V121H252L251 122ZM259 123V122H258ZM19 125H21L22 124V122H21V124L20 123H18ZM23 124H26L25 122L23 123ZM29 125H30V123H28ZM69 124V123H68ZM113 124H115V123H113ZM188 124V123H187ZM251 124V125H252ZM263 124H264V122H263ZM16 125V124H15ZM37 125H39V124H37ZM109 125V124H108ZM110 125H111V123H110ZM151 125V124H150ZM159 125V124H158ZM161 125H163V127L161 126V127H159L160 129L161 128H164V126H166V125H164L163 123L161 124ZM260 125V124H259ZM18 126V125H17ZM28 126V125H27ZM47 126V125H46ZM105 126V125H104ZM112 126V125H111ZM133 126H137L136 125V123H135V121H130L129 122V124L127 125V128H132ZM141 125H139V127H140ZM178 126V125H177ZM200 126H202V125H200ZM215 126V125H214ZM239 126H241L240 124H239ZM252 126H254V125H252ZM26 127V126H25ZM28 127H30V126H28ZM147 127V126H146ZM219 127H221V126H219ZM218 127V128H219ZM223 127V126H222ZM227 127V126H226ZM226 127H223L222 129H216V130H213L212 132H211V134L210 135H208V138H207V140H205L204 142H209V140H211V139H209V137H212L213 139L217 136V135H219V137L218 138H220V136H221V143H224L223 145H225V143H227L228 144V142H230L231 140H230V138H232L231 137V135H230V137H229V135H228V130L226 129ZM21 128V127H20ZM63 128V127H62ZM61 127H60V129H62ZM167 128V127H166ZM192 128H193V126H192ZM202 128V127H201ZM231 128V127H230ZM240 128V127H239ZM23 129V128H22ZM25 129V128H24ZM29 129V128H28ZM64 129V128H63ZM77 129V128H76ZM124 129V128H123ZM135 129V128H134ZM144 129V128H143ZM170 129V128H169ZM252 129H254V128H252ZM263 129V128H262ZM26 130V129H25ZM33 130V129H32ZM31 130V131H32ZM59 130V129H58ZM68 130V129H67ZM102 130V129H101ZM163 130V129H162ZM240 130H242V129H240ZM244 130H246L245 128H244ZM248 130V129H247ZM247 130H246V132L245 131H243L242 130V132H244L245 134L247 133ZM250 130V129H249ZM248 130V131H249ZM34 131V130H33ZM60 131V130H59ZM77 131V130H76ZM157 131H159V130H157ZM190 131V130H189ZM208 131V130H207ZM225 131H227L226 133H227V135H225L224 133H225ZM254 131V130H253ZM256 131H257V129H256ZM255 131V132H256ZM26 132V131H25ZM24 132V133H25ZM141 132V131H140ZM159 132H161V131H159ZM164 132V131H163ZM166 132V131H165ZM164 132V133H165ZM172 132V131H171ZM194 132V131H193ZM232 132V131H231ZM238 132V131H237ZM240 132V131H239ZM250 132V131H249ZM43 133V132H42ZM104 133V132H103ZM143 133V132H142ZM153 133V132H152ZM230 133V132H229ZM256 133H258V132H256ZM19 134V133H18ZM104 134H106V133H104ZM154 134V133H153ZM157 134V133H156ZM155 134V135H156ZM182 134V133H181ZM195 134V133H194ZM234 134H236V133H234ZM241 134H243V133H240V135ZM247 134H249V133H247ZM253 134H255V133H253ZM256 135H258V134H256ZM20 136H22L21 135V133H20ZM32 136V135H31ZM161 136V135H160ZM181 136V135H180ZM184 136V135H183ZM232 136H233V134H232ZM243 136V135H242ZM14 137V136H13ZM26 137V136H25ZM38 137V136H37ZM48 137V136H47ZM60 137V136H59ZM91 137H92V135H91ZM237 137V136H236ZM243 137H245V136H243ZM34 138V137H33ZM82 138V137H81ZM181 138V137H180ZM5 139H7V138H5ZM4 139V140H5ZM12 139V138H11ZM49 139V138H48ZM54 139V138H53ZM63 139V138H62ZM152 139V138H151ZM184 139V138H183ZM234 139V138H233ZM232 139V140H233ZM239 139H241V138H239ZM8 140V139H7ZM10 140V139H9ZM16 140V139H15ZM97 140V139H96ZM162 140V139H161ZM180 140V139H179ZM198 140V139H197ZM202 140V139H201ZM230 140V141H229ZM248 140V139H247ZM154 141V140H153ZM164 141V140H163ZM167 141H168V139H167ZM212 141V140H211ZM237 141V140H236ZM14 142V141H13ZM238 142V141H237ZM241 142H243V143H246L247 141L246 140H242ZM2 144H4V141H2L1 142ZM169 143V142H168ZM188 143V142H187ZM194 143V142H193ZM231 143V142H230ZM229 143V144H230ZM1 144V145H2ZM182 144V143H181ZM180 144V145H181ZM226 144V145H227ZM235 142H233V144H230L227 148H224V149H226L225 151H221L220 150V148H221V146H216V145H213V148H212V155L211 156H214L215 158V161H214V164H217V165H219V166H221L222 168H225L224 170H227V172L226 173H229V172H231L230 173V175H232V177H234V179H239V176H240V172L238 173L237 172V169H238V167H241V168H245V167H247V169L249 168V160H247V158H246V156H244V155H242L241 154V156L239 157L237 154V157H238V159H237V157H235L234 156V152H235V148H237L235 145ZM242 144V143H241ZM249 144V143H248ZM19 145V144H18ZM152 145V144H151ZM157 145V144H156ZM235 147H234V146ZM240 145V144H239ZM192 146V145H191ZM238 146V145H237ZM170 147V146H169ZM162 148V147H161ZM163 148H164V146H163ZM178 148V147H177ZM195 148V147H194ZM202 148V147H201ZM222 148V149H223ZM165 149V148H164ZM181 149V148H180ZM249 149V148H248ZM161 150V149H160ZM186 150V149H185ZM219 150L221 151V152H219ZM155 151V150H154ZM156 151H157V149H156ZM197 151V150H196ZM124 152V151H123ZM163 152V151H162ZM194 152V151H193ZM206 152V151H205ZM127 153V152H126ZM158 153H161V152H158ZM165 153V152H164ZM167 153V152H166ZM202 153V152H201ZM220 153V154H219ZM244 153V152H243ZM255 153V152H254ZM208 154V153H207ZM246 154V153H245ZM248 154H249V152H248ZM12 155V154H11ZM124 155V154H123ZM198 155V154H197ZM210 155V154H209ZM262 156V155H261ZM264 156V155H263ZM115 157V156H114ZM113 157V158H114ZM204 157V156H203ZM156 158H158V157H156ZM202 158V157H201ZM186 159V158H185ZM206 159V158H205ZM205 159H204V161H205ZM260 160H262V159H260ZM199 161V160H198ZM206 161H208L207 159H206ZM205 161V162H206ZM180 162V161H179ZM182 162V161H181ZM264 163V162H263ZM190 164V163H189ZM213 164V163H212ZM253 164V163H252ZM157 165V164H156ZM174 165V164H173ZM177 165V164H176ZM202 165V164H201ZM204 165H206V163L204 164ZM190 166V165H189ZM214 166V165H213ZM164 167V166H163ZM197 167V166H196ZM204 167V166H203ZM208 167H210V166H208ZM215 167H217L216 165L214 166V168ZM162 168V167H161ZM160 168V169H161ZM211 168V167H210ZM257 168H258V166H257ZM202 169V168H201ZM207 168H205V170H206ZM216 169H218V168H216ZM216 169L215 170H212V171H216ZM220 169V168H219ZM255 169V168H254ZM223 170V171H224ZM230 170V171H229ZM242 170V171H241ZM240 171L241 172H243V171H245L244 169H241ZM183 171V170H182ZM209 171H210V169H209ZM211 171V172H212ZM220 171V170H219ZM218 171V172H219ZM206 172V171H205ZM225 172V171H224ZM207 173V172H206ZM205 173V174H206ZM215 173H217V172H214V174ZM262 173H263V175H264V167L262 168ZM169 174V173H168ZM200 174V173H199ZM156 175V174H155ZM170 175V174H169ZM176 175V174H175ZM181 175V174H180ZM211 175H213V174H211ZM257 175V174H256ZM161 176V175H160ZM208 176V175H207ZM216 176V175H215ZM260 176V175H259ZM169 177V176H168ZM174 177V176H173ZM176 177V176H175ZM210 177H212V176H210ZM231 177V176H230ZM229 177V178H230ZM99 178V177H98ZM111 178V177H110ZM203 178V177H202ZM105 179V178H104ZM171 179V178H170ZM207 179V178H206ZM225 179V178H224ZM226 179H228V178H226ZM233 179V178H232ZM109 180V179H108ZM223 180V179H222ZM121 181V180H120ZM174 181V180H173ZM210 182H211V180H210ZM210 182H209V184H210ZM224 182V181H223ZM239 182H241V180L239 181ZM220 183V182H219ZM243 183V182H242ZM223 184V183H222ZM262 184V183H261ZM211 185V184H210ZM239 186H240V184H238ZM243 185V184H242ZM198 186V185H197ZM210 187H212V186H210ZM132 188V187H131ZM231 188V187H230ZM137 189V188H136ZM224 189V188H223ZM258 189V188H257ZM260 189V188H259ZM177 190V189H176ZM222 190V189H221ZM201 191V190H200ZM217 191V190H216ZM227 191V190H226ZM142 193V192H141ZM236 193V192H235ZM234 193V194H235ZM132 194V193H131ZM256 194V193H255ZM261 194V193H260ZM189 195V194H188ZM217 195V194H216ZM142 196H143V194H142ZM147 196V195H146ZM54 197V196H53ZM71 197V196H70ZM69 197V198H70ZM132 197V196H131ZM212 197V196H211ZM223 197V196H222ZM257 197V196H256ZM179 198V197H178ZM254 198V197H253ZM264 198V197H263ZM149 199V198H148ZM149 201V200H148ZM50 202V201H49ZM260 202H261V200H260ZM71 203V202H70ZM125 203V202H124ZM190 203V202H189ZM254 203V202H253ZM146 205H148V204H146ZM255 205V204H254ZM137 206V205H136ZM233 206V205H232ZM249 206V205H248ZM253 206V205H252ZM261 207V206H260ZM82 208V207H81ZM189 208V207H188ZM16 209V208H15ZM22 209V208H21ZM130 209V208H129ZM141 209V208H140ZM248 209V208H247ZM24 210V209H23ZM22 210V211H23ZM89 210V209H88ZM240 210V209H239ZM17 211V210H16ZM234 211V210H233ZM149 212V211H148ZM217 212V211H216ZM237 212V211H236ZM239 212V211H238ZM252 212V211H251ZM250 212V213H251ZM253 212H255V211H253ZM14 213V212H13ZM18 213V212H17ZM86 213V212H85ZM153 213V212H152ZM261 213V212H260ZM53 214V213H52ZM220 214V213H219ZM242 214V213H241ZM254 214V213H253ZM50 215V214H49ZM157 215V214H156ZM181 215V214H180ZM179 215V216H180ZM203 215V214H202ZM148 216V215H147ZM171 216V215H170ZM257 216V215H256ZM163 217V216H162ZM46 218V217H45ZM227 218V217H226ZM37 219H39V218H37ZM84 219V218H83ZM157 219V218H156ZM222 219V218H221ZM246 219V218H245ZM259 219H261V217L259 218ZM77 220V219H76ZM254 220V219H253ZM45 221V220H44ZM93 221V220H92ZM157 221V220H156ZM222 221H225V220H222ZM74 222V221H73ZM94 222V221H93ZM248 222V221H247ZM262 222V221H261ZM16 223V222H15ZM34 223V222H33ZM89 223V222H88ZM164 223V222H163ZM183 223V222H182ZM232 223V222H231ZM241 223V222H240ZM254 223V222H253ZM264 223V222H263ZM20 224V223H19ZM48 224V223H47ZM52 224V223H51ZM223 224V223H222ZM13 225V224H12ZM15 225V224H14ZM42 225V224H41ZM92 225V224H91ZM216 225V224H215ZM247 225V224H246ZM251 225V224H250ZM255 225V224H254ZM7 226V225H6ZM10 226V225H9ZM144 226V225H143ZM218 226V225H217ZM8 227V226H7ZM19 227V226H18ZM22 227V226H21ZM39 227V226H38ZM182 227V226H181ZM241 227V226H240ZM244 227V226H243ZM95 228V227H94ZM149 228V227H148ZM184 228H185V226H184ZM224 228V227H223ZM54 229V228H53ZM73 229V228H72ZM85 229V228H84ZM103 229V228H102ZM196 229V228H195ZM260 229V228H259ZM262 229V228H261ZM75 230V229H74ZM145 230V229H144ZM264 230V229H263ZM3 231V230H2ZM41 231V230H40ZM65 231V230H64ZM78 231V230H77ZM16 232V231H15ZM49 232V231H48ZM31 233H33V232H31ZM36 233H37V231H36ZM146 233V232H145ZM10 232H8V233H3V236L1 237L2 238V241H3V244H6V243H9L11 240H10ZM13 234V233H12ZM25 234V233H24ZM19 235V234H18ZM23 235V234H22ZM37 235V234H36ZM248 235V234H247ZM30 236V235H29ZM260 237V236H259ZM261 238V237H260ZM21 239V238H20ZM188 239V238H187ZM244 239V238H243ZM251 239V238H250ZM100 240V239H99ZM153 240V239H152ZM175 241V240H174ZM15 242V241H14ZM50 242V241H49ZM97 243V242H96ZM164 243V242H163ZM166 243V242H165ZM172 243V242H171ZM13 244V243H12ZM213 244V243H212ZM16 245V244H15ZM163 245V244H162ZM165 245V244H164ZM169 245V244H168ZM220 245V244H219ZM254 245V244H253ZM6 247H7V245H5ZM11 246H13V245H11ZM4 247V245L1 247V249ZM16 248H17V245H16ZM157 248V247H156ZM166 248V247H165ZM0 249V252H2V254H3V256L1 255V257H0V264H6L8 261H9V259H8V257H9V255H11V254H9V251H10V249L9 250H4V249H6V248H4L3 249V251ZM27 249V248H26ZM184 249V248H183ZM237 249H239V248H237ZM13 250V249H12ZM167 251V250H166ZM263 251V250H262ZM30 252V251H29ZM33 252V251H32ZM162 252H164V251H162ZM247 252V251H246ZM1 254V253H0ZM15 254V253H14ZM28 254V253H27ZM162 254V253H161ZM171 254V253H170ZM30 255V254H29ZM204 255H206V254H204ZM208 255V254H207ZM245 255H247V254H245ZM15 256V255H14ZM28 257H30V256H28ZM33 257V256H32ZM35 257V256H34ZM200 257V256H199ZM199 257H197V258H199ZM22 258V257H21ZM19 256H17V258L15 257V258H12V262H13V264L15 263V264H21L22 263V259H21ZM24 258H27V257H24ZM172 258V257H171ZM28 259V258H27ZM47 259V258H46ZM170 259V258H169ZM188 259V258H187ZM226 259V258H225ZM263 259V258H262ZM25 260V259H24ZM30 260V259H29ZM38 260V259H37ZM192 260V259H191ZM194 260V259H193ZM247 260V259H246ZM260 260V259H259ZM27 262H28V260H26ZM198 261H199V259H198ZM202 261V260H201ZM208 261V260H207ZM24 262V261H23ZM26 262V263H27ZM215 262V261H214ZM220 262V261H219ZM25 262L23 263V264H26ZM30 263V262H29ZM28 263V264H29ZM10 264H11V262H10ZM30 264H32V263H30ZM217 264V263H216ZM257 264V263H256Z\"/></svg>","mask_w":264,"mask_h":264}]
</instances>
